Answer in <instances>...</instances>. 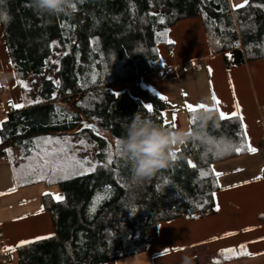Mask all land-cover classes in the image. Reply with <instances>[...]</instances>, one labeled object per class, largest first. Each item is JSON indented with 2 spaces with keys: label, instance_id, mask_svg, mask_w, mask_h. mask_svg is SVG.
Returning a JSON list of instances; mask_svg holds the SVG:
<instances>
[{
  "label": "trees",
  "instance_id": "obj_1",
  "mask_svg": "<svg viewBox=\"0 0 264 264\" xmlns=\"http://www.w3.org/2000/svg\"><path fill=\"white\" fill-rule=\"evenodd\" d=\"M76 2L74 13L56 16L36 14L27 6L30 0L0 4V16L7 17L0 19V28L16 81L44 75L54 41L64 51L55 73L58 83L45 78L39 103L7 115L0 125L1 145L21 148L26 157L37 135L87 131L97 149L95 171L88 173L80 174L66 158L57 160L55 169L27 168L28 182L42 181L38 171L49 179L56 176L50 182L59 186L63 199L56 202L46 197L52 235L20 247L18 264H110L137 251L143 254L157 238L160 223L214 215L213 194L219 187L212 167L245 152L234 150L245 145L239 119L220 120L214 112L218 123L209 122L203 139L180 145L178 158L169 167L133 185L130 165L116 154L117 141L125 135V119L139 111L173 128L163 120L168 104L139 87L136 97L127 91L114 94L110 87L161 72L156 50L170 46L165 42L168 31L187 19H200L210 54L221 56L226 70L264 60V0H248L237 9L230 0ZM17 87L22 95V86L17 83ZM190 119L189 113V129H195ZM83 122L99 133L88 127L78 130ZM217 144L232 147L220 151ZM109 153L111 165L106 164ZM4 155L0 151V158ZM13 170L18 172V166Z\"/></svg>",
  "mask_w": 264,
  "mask_h": 264
},
{
  "label": "crops",
  "instance_id": "obj_2",
  "mask_svg": "<svg viewBox=\"0 0 264 264\" xmlns=\"http://www.w3.org/2000/svg\"><path fill=\"white\" fill-rule=\"evenodd\" d=\"M170 31L174 43L161 46V74L171 70L173 76L162 74L160 80L143 76L130 82L167 102L163 119L168 114L171 121L175 114L173 129L188 131L189 112L185 104L213 107V93L221 102L220 111L226 114L235 112L239 104L243 120L237 118L247 133L245 152L212 167L214 173L222 174L216 176L219 187L214 194L216 213L201 219L180 218L160 223L157 238L138 264H183L184 257H189L191 264H264V60L227 71L217 60L219 56L210 54L201 22L184 20ZM185 53L188 55L184 56ZM0 90V122H4L9 113L25 108H13L9 102L25 104V101L17 87L1 28ZM249 144L256 148L255 153L247 151ZM5 148L0 142V151ZM67 155L72 156L71 150ZM14 167L0 159V264H18L17 250L31 244L21 245L22 241L35 243L45 240L38 237H51L52 223L44 200L50 197L58 202L47 190L54 183L44 179L28 182L29 172L24 181L20 178L21 170L16 173ZM242 245L247 255L226 258L221 254L225 249L239 253ZM6 247L15 251L5 252ZM129 258L110 264H126Z\"/></svg>",
  "mask_w": 264,
  "mask_h": 264
},
{
  "label": "clouds",
  "instance_id": "obj_3",
  "mask_svg": "<svg viewBox=\"0 0 264 264\" xmlns=\"http://www.w3.org/2000/svg\"><path fill=\"white\" fill-rule=\"evenodd\" d=\"M27 6L38 15L48 16L72 14L77 10L76 0H30ZM197 115L196 128L188 131L163 127L150 117L142 116L139 111L133 117L125 119V135L119 139V155L130 165L133 185L138 186L160 170L169 167L178 158L175 150L178 145L189 140L203 139L209 122L214 126L218 123L214 112L202 111ZM130 210L135 212L133 208ZM141 255L142 253L137 251L126 264H138ZM183 264H191V259L184 257Z\"/></svg>",
  "mask_w": 264,
  "mask_h": 264
},
{
  "label": "rangeland",
  "instance_id": "obj_4",
  "mask_svg": "<svg viewBox=\"0 0 264 264\" xmlns=\"http://www.w3.org/2000/svg\"><path fill=\"white\" fill-rule=\"evenodd\" d=\"M231 3V7L233 9H237L240 7H234V6H238L241 4H244V0H230ZM187 21H198L201 22L200 19L198 18H194V19H187ZM171 31L169 30L166 37H165V42L166 44H168V41L170 40V33ZM193 42V40H191V43ZM163 47H158L156 50V55H157V60H158V65L159 67H162V61H161V52ZM52 54L50 57V61L48 62L47 65V70L44 73V75L42 76H30L26 81H24V83L27 84L28 89H25L24 87H22L23 91V98L25 101V107L29 106L30 104H32L34 101L39 100L38 98H40V84L41 82L45 79V78H51L56 82V70L58 68V62L60 60V58L64 55V51L62 50V48L60 47L59 43L57 41H54L52 43ZM172 52V51H171ZM188 55V54H184ZM222 64L223 67L225 69L224 66V62L221 56L217 57ZM226 70V69H225ZM228 71V70H227ZM145 77L149 78L150 80H160L162 77L161 72H157V73H151L149 75H145ZM110 90L112 93L114 94H119L122 93L124 91H127L131 96L136 97V92H135V84L134 82H123V83H116L113 84L110 87ZM165 112V111H164ZM163 112V113H164ZM164 116V115H163ZM170 116L168 114L165 115ZM164 120V119H163ZM170 122V120H169ZM176 130H178V128H175ZM186 131V130H184ZM106 138L109 140V142L113 143V140L108 137L105 134ZM51 138L52 140H64V139H70V146H69V150H71V153L73 155V153L75 154V160H88L91 163L90 164H86L84 165L85 168H90L92 167V165H97L96 162V158H95V154H96V144L95 141L91 138L90 134L87 131H79V133L77 135H37L36 137H34V146L31 149V152L29 154H27V156H23V150L21 148H17L16 151H12L10 148H5L4 152L5 155L4 157L0 158L3 159V161H7V158L9 159V161H11L13 166H18L19 170H21V179H23L25 181V176L28 174L29 169H34V168H40V167H45L48 168L50 167L51 169H55V167L50 163V162H56V165L59 164L58 161H61L62 158H65L64 154H59V155H50L52 153H57L58 149L60 148V145L52 143V144H47L45 143V141ZM83 140L85 141V144H80V141ZM5 147V146H4ZM180 148V145H178L176 147V153L178 152ZM6 149H10L9 151H6ZM6 156V157H5ZM68 156V155H67ZM29 160L31 163H29ZM47 165V166H46ZM33 166V167H31ZM54 167V168H53ZM36 170V169H35ZM33 170V171H35ZM40 172L43 171H38L39 177L41 178V176L44 180H49V181H54V178H56V176L53 175L54 178H50L47 176V174H42ZM89 172V171H88ZM86 172V173H88ZM48 193H50L51 195H53V197H55L56 195L62 194L59 186L57 185H52L49 189L47 188ZM55 199V198H54ZM56 200V199H55Z\"/></svg>",
  "mask_w": 264,
  "mask_h": 264
},
{
  "label": "snow or ice",
  "instance_id": "obj_5",
  "mask_svg": "<svg viewBox=\"0 0 264 264\" xmlns=\"http://www.w3.org/2000/svg\"><path fill=\"white\" fill-rule=\"evenodd\" d=\"M3 3V0H0V4ZM248 3V0H244V4H241V5H238V6H234V7H244L245 4ZM0 19H7L6 16H0ZM62 27H66V25H62ZM169 44H173L174 41H168ZM11 63V62H10ZM18 84H20L22 87H24L25 89H28V86L26 83H24L23 81H17ZM58 83V82H56ZM30 90V89H28ZM186 95V94H185ZM163 98V97H162ZM212 100L214 102V106L213 107H209L203 103L201 104H197V105H192V104H185V108L186 110L191 114V119H190V124L193 125V126H196L197 123H198V113L203 110L204 112H217L218 113V117L220 120H225V119H232L233 117H239V119L243 120V117L239 115V104L236 105V111L231 113L230 115L229 114H226L224 113L223 111H220V100L215 96V94L213 93L212 95ZM35 103H39L40 101L37 100V101H34ZM11 104V106L13 108H22L24 107L25 105L24 104H15V103H12V102H9ZM146 109L151 112L152 111V108L150 105H145ZM176 116L175 114H173L172 116V120L169 122L167 117L165 116L164 117V123L165 125H169L170 127H175L176 126ZM2 123V122H0ZM84 127H89L88 125H84ZM243 135H247L246 131L244 132ZM211 143V141H209ZM45 143L47 144H52V143H55V144H58L60 145V148L58 149V152L57 153H52L50 155H59V154H64L66 156V159L71 161L74 165H76L79 169H80V174H84L88 171H95V165H92V167L90 168H85L84 165L86 164H90L91 162L88 161V160H83V161H80V160H75V154L73 153L72 156H67V152L69 150V146H70V139H64V140H60V139H57V140H52L51 138H48ZM80 144H85V141L81 140L80 141ZM117 145L119 146V141H117ZM216 147L220 150V151H228V150H231V145H228V146H225L223 144H217ZM246 148H247V151L249 152H252V153H255L256 152V148L254 147H251V145H246ZM245 149V145H240L238 147H235V151L237 152H240V151H243ZM6 151H9L10 152V149H6ZM117 155H119V147H117ZM219 154V152H218ZM176 158V154L174 153L173 154V159ZM54 167L56 166V162H50ZM113 163L112 161V157H111V154L109 153L108 155V158L106 160V164L107 165H111ZM189 165L192 166V167H195L196 165L192 164L191 161H188ZM47 166V165H46ZM214 171V170H213ZM207 173H202V175H206ZM217 177H219L220 175H222L221 173H218V172H215L214 173ZM41 178H43L41 176ZM15 189H11L10 191H14ZM214 195V194H213ZM56 200H62V197L59 196V195H56L54 197ZM94 210V209H93ZM217 210H219V207L217 205ZM135 211V210H133ZM49 237H38L37 239H47ZM28 243H32V241H22L21 242V245L23 244H28ZM5 252H10V251H15V248H5L4 249ZM222 255H224L226 258H231V256L233 255H237V254H240V255H247L248 253L245 251L244 249V246L242 245L241 246V249H240V252L237 253L235 249H225V250H222ZM214 264H219V262H214Z\"/></svg>",
  "mask_w": 264,
  "mask_h": 264
},
{
  "label": "water",
  "instance_id": "obj_6",
  "mask_svg": "<svg viewBox=\"0 0 264 264\" xmlns=\"http://www.w3.org/2000/svg\"><path fill=\"white\" fill-rule=\"evenodd\" d=\"M84 125H88L89 126L88 128H91L94 133H99L96 127L92 126L91 124L84 123V122L79 125L78 130L85 128Z\"/></svg>",
  "mask_w": 264,
  "mask_h": 264
},
{
  "label": "built area",
  "instance_id": "obj_7",
  "mask_svg": "<svg viewBox=\"0 0 264 264\" xmlns=\"http://www.w3.org/2000/svg\"><path fill=\"white\" fill-rule=\"evenodd\" d=\"M162 74L165 75V77H172L173 76V72L171 70H165V71H162ZM2 91L0 90V93Z\"/></svg>",
  "mask_w": 264,
  "mask_h": 264
}]
</instances>
